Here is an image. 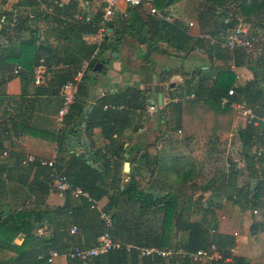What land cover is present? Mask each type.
I'll use <instances>...</instances> for the list:
<instances>
[{"label": "trees", "instance_id": "16d2710c", "mask_svg": "<svg viewBox=\"0 0 264 264\" xmlns=\"http://www.w3.org/2000/svg\"><path fill=\"white\" fill-rule=\"evenodd\" d=\"M44 1L54 2L55 0H20L16 6L30 4L35 6ZM179 1L155 0V5L160 10L158 14L151 13L145 4L130 5L131 22L123 28L115 29V25L108 21V28L115 29L114 34L104 36L99 44L98 56L91 59V69L94 70L95 64L105 58L108 49L116 50L118 42L129 33H136L141 43L146 42L149 51H153L154 47H158V43L162 41L173 49L189 53L192 46L191 48L186 47L192 41L199 44L205 41L203 38L194 40L188 25L183 21L168 19L170 7ZM55 3L58 9L66 10L65 12L70 15L71 19H74L75 12H78L75 8L78 6L77 1H72V4L68 5H62L58 1ZM0 12V106L6 95L5 84L14 66L21 64L24 68L23 72L25 71L22 72V93L20 100L15 101L17 104L14 112L9 109L3 114L6 125L3 132L7 135L11 131L14 134L26 133L29 131L28 128L33 127L30 122L31 112L36 102L35 99L25 96L26 81L27 79L28 81L34 80V66L39 64L42 57H45L47 64L50 63L53 50L49 42L42 37V27L32 26L26 21L20 25L15 24V13L12 9H1L0 7ZM236 12H239L245 22L249 23L252 33L264 37V0H192L190 15L197 18L201 33L219 36L228 28L241 22ZM30 13L34 14L37 19L49 17L36 10H31ZM102 15L103 12L99 10L97 21L102 19ZM57 20L59 24L64 25L63 32L66 34L74 30L77 25L74 24L75 20L70 22L61 18ZM81 20L84 22L81 24L83 32L97 31L98 27L94 20L88 21L87 16L83 15H81ZM16 30L18 37H15ZM207 42L209 45L207 51L210 54L215 52L221 57L229 58L219 45L211 44L209 38ZM258 43L261 47L264 39ZM96 47V43L90 45L88 57ZM261 48H264V45ZM49 52L50 54L47 55L46 53ZM82 58L78 61L73 58L74 64L71 65L73 67L55 73L50 84L43 83L38 85V88L45 87V85L53 86V92L58 94L60 86L74 76ZM236 61L237 65H247L253 72V78L238 86L236 93L231 97L232 101L245 99L258 115H264V49L255 57L244 49H239L236 52ZM77 63L79 64L74 66ZM214 70L215 74L219 75L223 71L230 70V65L217 66ZM211 78V75H204L199 83L190 89V92L196 93L195 98H183L162 107L160 118L167 119L168 112L171 111L175 128L186 131L191 126L216 131L219 127V129H230L231 120L226 126V119H232L236 109L232 105L222 106L220 98L227 93L232 84L224 86L216 81L209 83ZM88 89L86 79H84L79 89L80 96H87ZM127 102L132 108L143 107L146 99L140 91H136ZM75 105L79 107L81 114L84 104L78 99ZM104 105L105 102L89 109L86 129L101 125L112 145L117 142L113 136L114 133L120 132L124 125L123 122L117 125L118 117L113 112L104 110ZM128 112L126 111L125 114L127 115ZM240 132L244 147L248 149L250 162L248 178L242 183L237 181L241 169L227 158L225 148L213 144L195 147L191 150L186 163L173 164L178 173V178L173 180L147 178L143 171L145 161L136 158L138 162L135 164L133 158L126 157L124 153L130 148L124 147L123 142L118 143L115 153L110 152L115 156L114 160L108 157L111 145L106 152L96 151L102 159V166H97L95 162L73 152L66 159L62 157L58 167L64 171L74 185L82 186L89 191L94 200L108 198L103 209L113 216L114 223L111 232L116 240L138 246H183L188 250L207 248L212 242H216L222 257L202 264H250L251 258L231 252L230 247L236 244L234 234L218 232L212 234L211 231L212 229L217 230V222L211 205H215L224 197L232 200L242 209L258 208L264 214V150L261 155H258V150L262 148L261 145H264V123L260 126L247 123ZM67 135V127L58 133L52 132L50 138L58 142V152L63 150L68 152ZM152 145L155 146V144H150L149 147ZM4 150L5 146L0 137V152ZM11 156L12 163L0 165V179L6 173L8 179L35 185L41 176L47 177L46 168L36 166V163L25 164L24 154L11 151ZM124 159L131 163L127 181H123L121 176ZM143 159L144 157L141 158ZM161 161H163L162 158L156 161L157 166H161ZM33 172L35 174L30 181ZM39 186L41 192H48L47 181L46 183L39 182ZM209 190H212L209 200L202 202L203 194ZM198 191H202V194L193 206L194 196ZM65 198L63 206L42 208L36 202L33 207L23 206L15 210L5 208V204L0 201V264H50L46 257L53 249L65 253L76 245L92 246L96 243L98 237L106 229L99 217V211L92 208V202L87 198L75 201L70 193H67ZM211 209L213 217L207 219L205 213ZM193 214L201 216L194 219L191 217ZM73 223L79 226L80 230L77 234L69 232V227ZM42 228L48 230V233L40 232L39 229ZM180 233L181 235H178ZM83 234L86 235L85 240ZM176 236L179 238L177 239ZM17 238H20V242L16 241ZM40 255L46 257L41 258ZM69 264L85 263L70 259ZM89 264L194 263L190 259L167 260L159 256L140 258L137 248L130 252L123 248L95 257Z\"/></svg>", "mask_w": 264, "mask_h": 264}, {"label": "crops", "instance_id": "0c3cea01", "mask_svg": "<svg viewBox=\"0 0 264 264\" xmlns=\"http://www.w3.org/2000/svg\"><path fill=\"white\" fill-rule=\"evenodd\" d=\"M55 1L60 2L62 5L72 4V1H77L78 6L75 8L78 12H75L74 19H71L70 15L65 12L66 10L58 9ZM55 1H44L35 6L33 4L16 6L20 0H0L1 9L7 8L14 11L15 24L20 25L26 21L32 26L39 25L42 27V37L49 42L53 50L51 51L53 58L49 64L46 63L48 68L46 70L44 84H50L55 73L73 67L71 66L74 64L72 62L73 58L78 61L82 57V60L91 57L92 54L89 57L87 55L88 50L90 45L97 44L99 37L100 21H97L99 10L104 15V0ZM42 4L44 6L43 9L41 8ZM130 7L124 0L120 1L115 14L109 18V22L115 25V29L123 28L130 24ZM191 8L192 0H180L170 7L168 19L183 21L188 25V29L194 36V40L203 38L205 41L200 44L192 41L186 47L191 48L192 46V50L189 53L184 50L173 49L162 41L158 43V47H154L153 51H149L147 43H141L137 39L138 35L136 33L127 34L118 42L116 50L108 49L106 51L105 58L101 60L104 64L101 70H95V68L92 70L90 67L85 78L89 87L88 95H81L79 97V102L84 104V110L80 114L79 107L73 105V110L66 116L65 124L62 128L59 127L56 119L58 109L61 105L59 90L58 94H55L53 92V86L45 85V87L38 88L34 80L28 81L29 79H27V93L25 96L26 98L36 100L35 108L31 112L32 118L30 122L33 127L28 128L29 131L26 133L14 134L11 131L7 135L3 132L6 127L5 117H3V107L9 101V109H11V112H14V107L17 104L15 101L20 100L22 93V75L25 71L20 75H14L12 70L5 84L6 95L0 106V137L3 140L5 150L8 151V155L6 156L0 152V165L12 163L11 151H14L24 154L25 157L23 160L29 154L46 158H53L56 155L58 166L62 157L66 159L71 153L78 152L75 147H70V142L74 137H77V145L80 147V150H84L90 155L88 160L95 162L97 166H102V159L96 154V151L100 150L105 152L108 150L111 145L110 138L106 136L104 128L101 125H96L89 130L86 129V121L88 119L89 109L93 108V106H100L105 102V104L115 103L124 106L116 109L104 108V110L113 112L118 117L117 125L121 122L124 125L120 132L114 133L113 136L117 142L112 143L109 153H115L118 143L123 142L124 147L130 148L124 153L126 157L133 158L135 164L138 162L136 161L137 159L145 161L143 163V171L147 178L152 177L155 180H173L178 178V173L175 171L173 164L177 162L186 163L193 148L213 144L225 148L227 158L235 162L237 167L241 169L237 176V181L242 183L244 179H247L248 173L245 172L246 167H248L247 162L249 161L248 149L244 147L243 137L240 131L245 128L248 122L240 111L236 110L232 119H226V126L229 125L231 120L230 129H219V127L217 131L192 126L187 131L177 129L172 121L173 114L171 111L170 113L168 112L167 119L160 118V109L162 107L167 106L172 101H179L178 98H186L187 95L194 92H190V89L199 83L204 75L212 76L209 83L216 81L218 84L224 86L236 82L239 85H243L253 78V72L247 65H237L236 70L241 74V78L236 80L235 72L230 65V54L223 49L229 56L227 59L215 52L214 54H210L207 51L209 45L206 35L210 34L201 33L197 18L194 15H190ZM31 10L40 11L44 15H49V17L47 19H37L34 14L30 13ZM148 10L150 11L149 8ZM232 10L235 11V8L232 7ZM78 14L84 17L87 16L88 21L94 20L98 27L97 31L94 33L83 32L81 24H84V22L81 20V16H77ZM236 14L240 19L244 18L239 12H236ZM56 18L66 19L69 22L75 20L74 24L77 25L74 27V30L66 34L63 32L64 25L59 24ZM2 20H4V17H2ZM190 22H194V24L190 25ZM115 29L109 27L108 34L113 35ZM239 49L243 48H238L237 50ZM46 54L49 55L50 52ZM225 65H230V70L216 75L215 67ZM136 91H140L146 99L143 107L132 108L128 105V99ZM161 96L162 103H160ZM151 104L156 106V109L153 111L149 108ZM126 111H129L127 115L125 114ZM66 127L68 129L66 142L70 154L65 150L58 152V142L50 138L52 132L58 133ZM150 144H155V146L152 145L153 147H149ZM261 146L263 148L264 145ZM142 157H144L143 160H141ZM161 158L163 160L161 161V166H157L156 161ZM126 161L128 160H123L124 164ZM153 169L154 171H152ZM128 172L125 171L123 166V172L121 174L123 181L129 179ZM34 174V172L31 174L30 181L33 179ZM10 180L6 176V173L0 179V201L5 204L7 209H9V205L13 206L19 203L22 205L21 207H17V209L22 208L25 206V199L32 193L37 195L36 202L42 208L63 206L66 201L65 197L57 193L41 192L39 182L46 183L47 177L45 176H41L35 185L31 183L23 184L18 180H11L15 184H10ZM211 193L212 190L205 192L201 201L207 202ZM201 194L202 191H198L195 194V201L192 203L193 206ZM107 201V197L99 200L100 207L103 208ZM211 206L214 211L219 233L233 235V231H237L236 229L239 227L247 226V231L239 234L237 237L235 236L236 242H238L235 252L236 254L247 256L253 261L255 256L253 253L254 241L250 239L251 236L248 230L254 224V218H258L260 221L264 220L263 213L258 208L259 213L256 214L253 212L254 209H242L238 204L225 197ZM39 230L40 232L48 233V230L45 228ZM85 237L86 235L83 234L84 240L86 239ZM182 237H184L183 234ZM67 262L68 260L65 255L62 254L55 259L53 264H66Z\"/></svg>", "mask_w": 264, "mask_h": 264}, {"label": "built area", "instance_id": "2783aa9c", "mask_svg": "<svg viewBox=\"0 0 264 264\" xmlns=\"http://www.w3.org/2000/svg\"><path fill=\"white\" fill-rule=\"evenodd\" d=\"M104 15L99 23V37L97 41V47L92 53L90 58H85L81 61L80 66L76 69L74 76L66 80L59 88V95L61 97V105L58 109L56 119L59 127L62 128L65 124L66 116L71 112L74 103L80 97V85L86 78L87 72L90 70L91 59L96 58L99 54V44L102 42L104 36L108 34V21L111 16L116 12L118 4L121 0H104ZM129 5H139L145 4L152 13L158 14L160 11L155 5V0H124ZM43 9V4L41 5ZM78 17L81 14L77 15ZM194 22H190L193 25ZM209 41L213 45H219L228 54H230L231 60L230 65L232 70L235 72L236 80L241 78V74L237 72L236 64V51L238 48H243L247 53L257 52L256 45L258 42L264 39L263 36L252 33L249 26L244 22V18L236 26L228 28L226 31L222 32L219 36L206 35ZM264 48L259 49L261 52ZM46 59L42 57L39 64L34 66V82L37 85H41L45 81V74L47 70ZM24 68L21 64H18L13 69L14 75H20ZM239 84L233 83L228 89L227 93L221 96L220 103L222 106L232 105L237 111H240L242 115L246 118L248 123L254 125H260L264 123V115H258L253 106L245 99L240 101H232L231 97L236 93ZM196 93L192 92L187 95L186 98H195ZM184 97L178 98L179 100ZM124 107L121 104L106 103L104 105L105 109H116ZM150 110H155L156 106L154 104L150 105ZM264 148L258 150V155H261ZM106 152V151H105ZM4 156L8 155V151L4 150L2 152ZM108 157L111 160L115 159V156L108 153ZM24 163H36V166H42L47 169V186L49 193H57L58 195L65 197L67 193H70L72 198L76 201H80L82 198H87L92 202V208L97 209L100 213V218L105 224V231L98 237L96 243L92 246H81L76 245L72 247L68 252L60 253L58 250L53 249L49 252L48 256L40 255L41 258L46 257L47 262L53 264L55 259L65 255L69 264L70 259L79 260L85 264H89L95 257L105 255L113 250L126 249L127 251H132L137 248L139 251L140 258H155L157 256L163 257L167 260L170 259H190L194 264L206 263L209 260H217L222 257L216 242H212L207 248H199L197 250H188L183 246H138L129 242H122L116 240L111 232L113 227V216L110 212L104 210L99 205V201L92 198L89 191L85 190L82 186L74 185L70 178L64 173L62 169L57 166L56 155L53 158L40 157L35 154L27 155ZM37 201V195L32 193L25 202L26 207L34 206ZM254 213H259V210L255 208ZM79 226L75 223L71 224L69 227L70 234H77L79 232ZM212 234H216L218 231L212 229ZM235 235L238 232H234ZM238 246V242L234 246L230 247L231 252L235 253Z\"/></svg>", "mask_w": 264, "mask_h": 264}, {"label": "rangeland", "instance_id": "374dc122", "mask_svg": "<svg viewBox=\"0 0 264 264\" xmlns=\"http://www.w3.org/2000/svg\"><path fill=\"white\" fill-rule=\"evenodd\" d=\"M246 24L249 26V23H247L246 22ZM19 35L17 34V32H15V37H18ZM263 41V40H262ZM261 44L260 43H258L257 45H256V50H257V52H255V53H251L254 57L257 55V54H259V46H260ZM264 45V44H263ZM262 45V46H263ZM9 106H10V102L8 101L7 102V105L6 106H4L3 108V110H4V113L7 111V110H9ZM1 116V115H0ZM249 162V161H248ZM247 162V164H248V166H249V163ZM245 173H249V168L248 167H246V172ZM9 183L10 184H15L13 181H9ZM28 195V194H27ZM28 197H29V195H28ZM27 197V198H28ZM27 198L25 199V202H26V200H27ZM21 205L22 204H15V205H13V206H11V205H9V210H15V209H17V207H21ZM5 208H7V207H5ZM261 211V210H260ZM254 212V211H253ZM206 215V217H207V219H211L212 217H213V212L212 211H208L207 213H205ZM254 214H256V213H254ZM201 216V215H200ZM200 216H198V214H196V215H192L191 217L192 218H199ZM263 216H264V214H263ZM247 226H244V227H239L238 229H236L237 231H233V233L234 232H238V234L237 235H235L234 234V236H239V234H241V233H243V232H245V231H247ZM217 231H218V227H217ZM253 231H254V233H253ZM248 232L250 233V236H251V238L250 239H252L253 241H254V244H253V247H254V250H253V253H254V260L252 261V259H251V262H250V264H264V220H261L260 221V219H258V218H254V224H252V226L249 228V230H248ZM257 232V233H256ZM218 233H219V231H218ZM254 234H256L255 236H254ZM178 235H181V233L180 234H178ZM176 238H177V236H176ZM178 238H179V236H178ZM177 238V239H178ZM16 241L17 242H20V238H17L16 239ZM236 253V252H235Z\"/></svg>", "mask_w": 264, "mask_h": 264}, {"label": "water", "instance_id": "95a60500", "mask_svg": "<svg viewBox=\"0 0 264 264\" xmlns=\"http://www.w3.org/2000/svg\"><path fill=\"white\" fill-rule=\"evenodd\" d=\"M117 54V53H116ZM103 62L102 61H99L96 63L95 65V70H101L102 67H103ZM173 85V84H172ZM163 100H162V96L160 98V103H162ZM85 141V140H84ZM77 137H74V139L70 142V147L73 148L75 147V149L78 150V152H76L77 155H80L82 157H85V158H89L90 155L86 153V151L84 150H80V147L77 145ZM124 169L125 171H130L131 169V163L129 161H126L125 164H124Z\"/></svg>", "mask_w": 264, "mask_h": 264}]
</instances>
